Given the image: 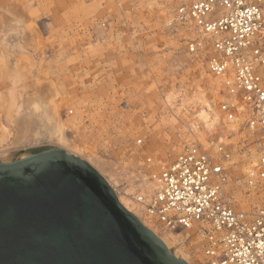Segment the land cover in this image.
<instances>
[{"label":"rangeland","instance_id":"374dc122","mask_svg":"<svg viewBox=\"0 0 264 264\" xmlns=\"http://www.w3.org/2000/svg\"><path fill=\"white\" fill-rule=\"evenodd\" d=\"M187 1L0 0L1 99L7 97L17 68L28 75L18 98L21 110L23 102L46 98L54 86L70 99L62 118L74 126L66 135L94 149L85 157L74 155L52 142L47 132L37 135L39 126L21 117L9 123L0 114V124L8 130L0 152L11 155L9 161L23 151L30 155L50 148L82 157L133 209L128 196L136 181L144 190L151 187L145 159L162 166L191 145L214 151L223 144L231 154L230 180H243L255 136L238 120L228 121L223 115L238 132L219 143L215 138L202 143L197 133L204 126H194L188 119L199 110L201 100L218 107L223 93L219 77L215 78L220 90L206 84L205 78L213 75L203 56L186 51L192 35L173 23L175 9ZM138 139L140 145L135 144ZM236 190L235 205L246 210L247 203ZM187 243L191 248L195 243L202 256L196 237Z\"/></svg>","mask_w":264,"mask_h":264},{"label":"built area","instance_id":"2783aa9c","mask_svg":"<svg viewBox=\"0 0 264 264\" xmlns=\"http://www.w3.org/2000/svg\"><path fill=\"white\" fill-rule=\"evenodd\" d=\"M173 23L192 35L187 53L203 56L220 78V112L255 136L253 158L243 180H230L231 154L221 143L214 151L191 145L162 166L146 158L151 189L136 181L128 197L140 218L169 232L190 231L204 264H264L263 0H188ZM236 189L246 210L235 205Z\"/></svg>","mask_w":264,"mask_h":264},{"label":"water","instance_id":"95a60500","mask_svg":"<svg viewBox=\"0 0 264 264\" xmlns=\"http://www.w3.org/2000/svg\"><path fill=\"white\" fill-rule=\"evenodd\" d=\"M0 264H186L58 148L0 162Z\"/></svg>","mask_w":264,"mask_h":264},{"label":"bare ground","instance_id":"6f19581e","mask_svg":"<svg viewBox=\"0 0 264 264\" xmlns=\"http://www.w3.org/2000/svg\"><path fill=\"white\" fill-rule=\"evenodd\" d=\"M262 32L264 33V27ZM26 69L27 72H30L32 68L31 66H28V68ZM18 70L19 69L17 68V72L14 73L13 84L6 91L7 97L2 100L3 98L1 99L0 95V114L4 115L5 119L9 121V123L16 120V118L18 120V118L21 117L20 119L23 118L27 124L30 122L29 125H37V127L39 126L40 130L38 128V132H36L37 135H39V131L47 132V134L49 135V139L52 142L57 143L59 146H63L65 150L69 153L71 152L74 155L85 157L88 156L91 152H94L93 147L90 146L86 141L80 140V138L76 137H68L66 135V132L72 130L74 124L72 122H67L66 119L62 118V111L69 106L70 102V99H68L65 92L61 94L58 92V90H56L54 86H51V92L46 98L39 97V99L32 98L31 100H27V103L23 102V104L28 107L24 110V108L26 107L25 106L23 110H21V101H19L18 99L20 98V91L22 90L20 88L24 89V86H26V80L28 75L22 73L24 71L20 72ZM262 70L264 71V68ZM2 76L4 77V75ZM205 79L206 84L220 90V84L218 79L213 76H208V78ZM199 107V110H194L191 114H189L188 119H190L194 126H204V130L199 131L197 133V137L199 138L200 142L204 143L206 140H211L212 138H215V140L219 143L238 132L236 124L228 122L223 117V114L220 112L217 106H215V108H212V106L207 101L201 100ZM7 138L8 130H6V128L0 124V148L4 147L3 144L6 142ZM0 154H2V156H0V159H2L4 162H8L11 159V155L4 153V151H1ZM25 155L26 152L23 151L21 152V154H19V157L24 158L27 156ZM150 189L151 187L148 190ZM112 191H114V189H112ZM117 200L126 211L138 218L141 224L150 232H152L162 242L168 252L170 251L174 255L181 257L179 259L185 260L188 264H203V259L201 254L198 253L197 245L193 243L194 245L192 249L187 243V241L190 240V237L192 236V233L190 231H186L183 235L180 233L169 232L158 225L152 227L150 224H148L147 220H145L144 218H140V214L138 213V211H136V209L131 208L127 204V202L123 200L122 197L117 198Z\"/></svg>","mask_w":264,"mask_h":264}]
</instances>
